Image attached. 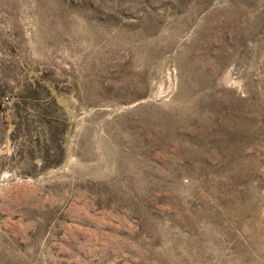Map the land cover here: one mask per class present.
<instances>
[{"label": "rangeland", "instance_id": "rangeland-1", "mask_svg": "<svg viewBox=\"0 0 264 264\" xmlns=\"http://www.w3.org/2000/svg\"><path fill=\"white\" fill-rule=\"evenodd\" d=\"M0 264H264V0H0Z\"/></svg>", "mask_w": 264, "mask_h": 264}]
</instances>
